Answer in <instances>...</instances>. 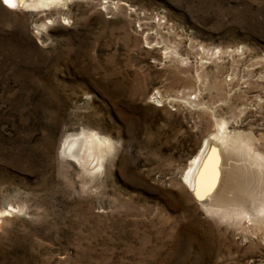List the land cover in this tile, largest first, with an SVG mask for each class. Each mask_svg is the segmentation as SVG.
I'll return each mask as SVG.
<instances>
[{"label":"rangeland","instance_id":"374dc122","mask_svg":"<svg viewBox=\"0 0 264 264\" xmlns=\"http://www.w3.org/2000/svg\"><path fill=\"white\" fill-rule=\"evenodd\" d=\"M15 6L0 1V264H264V0ZM81 132L103 143L86 168L63 151Z\"/></svg>","mask_w":264,"mask_h":264},{"label":"bare ground","instance_id":"6f19581e","mask_svg":"<svg viewBox=\"0 0 264 264\" xmlns=\"http://www.w3.org/2000/svg\"><path fill=\"white\" fill-rule=\"evenodd\" d=\"M0 1L4 6H6L8 8H13L15 5L20 6L24 2V0H0ZM68 138H69V140L66 139V141L63 145V151L68 153L69 155L73 156V158H75L79 162V164H81L85 168L89 167L88 165L90 164V161L88 159H93V160L97 159L98 160L101 158V150H102L101 146L103 143L96 136L91 135L87 132H81L80 134H72ZM218 138H220L219 130L214 135L207 137L204 140L203 146H202L199 154H197L193 158L189 170L184 175L183 180H184L185 184L194 191L198 192V190H199V187H200V184H199V177L200 176L199 175H201L202 170L205 169V166L207 164V161H208L207 160V154H208V151L210 149V146L215 141H217ZM210 153H211V151H210ZM213 163H214V161L211 163V165ZM212 168H213V165H212ZM248 176H249V171H247L245 173V175H244L245 179L237 180V178H236L235 182H238V181L239 182L235 185V187H239V185H240V188L245 190L246 186H247L246 180L249 179ZM202 184H203V182H202ZM202 187H203V185H202ZM260 208L263 210L264 204H261Z\"/></svg>","mask_w":264,"mask_h":264}]
</instances>
